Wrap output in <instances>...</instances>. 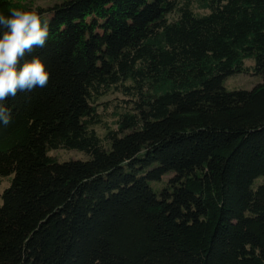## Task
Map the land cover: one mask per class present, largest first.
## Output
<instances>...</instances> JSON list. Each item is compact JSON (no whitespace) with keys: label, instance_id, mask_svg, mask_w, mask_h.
I'll return each instance as SVG.
<instances>
[{"label":"trees","instance_id":"trees-1","mask_svg":"<svg viewBox=\"0 0 264 264\" xmlns=\"http://www.w3.org/2000/svg\"><path fill=\"white\" fill-rule=\"evenodd\" d=\"M13 7L50 79L5 102L0 264H264V0Z\"/></svg>","mask_w":264,"mask_h":264},{"label":"clouds","instance_id":"clouds-1","mask_svg":"<svg viewBox=\"0 0 264 264\" xmlns=\"http://www.w3.org/2000/svg\"><path fill=\"white\" fill-rule=\"evenodd\" d=\"M9 15L0 13V122H11L6 106L9 97L18 92H31L46 87L50 73L39 56L31 54L43 48L49 38L48 24L37 14L10 8ZM31 56L30 59L26 57Z\"/></svg>","mask_w":264,"mask_h":264},{"label":"rangeland","instance_id":"rangeland-1","mask_svg":"<svg viewBox=\"0 0 264 264\" xmlns=\"http://www.w3.org/2000/svg\"><path fill=\"white\" fill-rule=\"evenodd\" d=\"M33 1L36 5H41L44 7L51 6L55 3V0H25ZM248 65H253L252 61L247 62ZM263 82L261 76H253L248 74H236L234 76L228 77L224 81V87L229 91L234 90H252L256 85ZM49 155L56 158L59 162H68L73 160L85 161L88 159V156L78 150H52L49 152ZM10 186V180L8 178L3 179L0 182V196L3 191ZM1 200V199H0Z\"/></svg>","mask_w":264,"mask_h":264}]
</instances>
